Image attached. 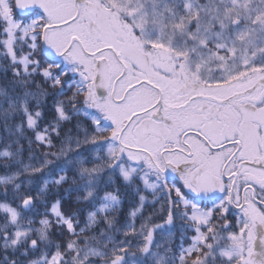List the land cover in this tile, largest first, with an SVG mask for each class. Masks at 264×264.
I'll return each instance as SVG.
<instances>
[{
    "label": "snow or ice",
    "instance_id": "snow-or-ice-1",
    "mask_svg": "<svg viewBox=\"0 0 264 264\" xmlns=\"http://www.w3.org/2000/svg\"><path fill=\"white\" fill-rule=\"evenodd\" d=\"M0 264H264V0H0Z\"/></svg>",
    "mask_w": 264,
    "mask_h": 264
}]
</instances>
